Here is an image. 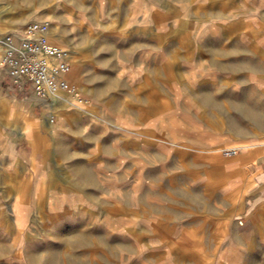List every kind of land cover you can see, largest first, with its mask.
<instances>
[{
  "label": "crops",
  "instance_id": "0c3cea01",
  "mask_svg": "<svg viewBox=\"0 0 264 264\" xmlns=\"http://www.w3.org/2000/svg\"><path fill=\"white\" fill-rule=\"evenodd\" d=\"M129 3L127 27H141L125 31H140L141 44L103 50L93 72L61 39L66 80L88 103L52 121L0 65V211L107 213L93 239L110 227L141 264H247L264 239V141L224 159L212 123L195 117L264 116V0Z\"/></svg>",
  "mask_w": 264,
  "mask_h": 264
},
{
  "label": "rangeland",
  "instance_id": "374dc122",
  "mask_svg": "<svg viewBox=\"0 0 264 264\" xmlns=\"http://www.w3.org/2000/svg\"><path fill=\"white\" fill-rule=\"evenodd\" d=\"M102 1L100 3V0H0V35L21 29L33 21H49L52 35L59 34L75 51L72 58L75 65L79 61L81 64L86 63L93 72L92 66L103 50L115 51L117 45L127 40H130L132 45H139L143 39L140 31L138 33L134 31L137 28L133 29L134 34L125 31L127 28L141 27L140 21L136 19L132 27H127L130 24L127 25L131 9L130 0ZM159 1L170 2L171 5L173 3V0ZM122 30L124 32L120 35L118 32ZM119 37L122 41L118 39ZM84 88L91 89L93 85L85 84ZM77 89L79 90L78 87ZM29 91L32 92L30 86ZM86 103L87 100L85 103L77 104ZM207 103L210 102L203 98L202 105ZM65 107L66 105L58 104L54 111H49L54 113L56 118L58 111ZM242 112L243 116L226 114L195 117L199 124H203L200 122L204 119L212 123L213 134L219 138L217 140L226 144L218 148L224 159L237 154L238 150H235V154H227L230 151L228 147L232 145L249 142L252 137H260L264 141V131L253 129L254 125L263 124L260 120L264 122V116L260 118V115H257L259 119L253 120L245 114L244 109ZM229 119V126L237 132L227 130ZM136 182L134 180V183ZM21 183L26 193L34 187L32 179H22ZM23 197L28 199L29 195ZM8 199L6 198L7 202ZM7 207L8 205L5 208ZM23 215L24 222L19 219L16 224L11 211H0V246L10 247L11 251L10 254L0 255V264H30L34 258L43 257H50L51 264H141V256L136 251L137 245L131 240L128 242L130 246H127L121 239L113 238L110 232L105 233L103 228L109 230L110 227L101 228L102 239H93L95 231L97 232L99 228L96 225L100 220H104L107 213L78 210L23 212ZM141 230L145 234V228ZM79 236L87 239H80ZM252 255L254 259L252 257L253 260L246 261L247 264H264V239L254 246ZM202 259L204 264H211L212 259Z\"/></svg>",
  "mask_w": 264,
  "mask_h": 264
},
{
  "label": "built area",
  "instance_id": "2783aa9c",
  "mask_svg": "<svg viewBox=\"0 0 264 264\" xmlns=\"http://www.w3.org/2000/svg\"><path fill=\"white\" fill-rule=\"evenodd\" d=\"M49 37L50 24L39 21L28 23L19 33L4 35L0 65L15 82L28 83L32 94L45 101L51 111L58 104L85 103L77 87L66 80L70 72V52L52 44ZM51 111L50 121L55 117ZM235 153L230 150L227 154Z\"/></svg>",
  "mask_w": 264,
  "mask_h": 264
},
{
  "label": "bare ground",
  "instance_id": "6f19581e",
  "mask_svg": "<svg viewBox=\"0 0 264 264\" xmlns=\"http://www.w3.org/2000/svg\"><path fill=\"white\" fill-rule=\"evenodd\" d=\"M37 20H40V19H37ZM43 22H48L49 21H43ZM55 32V31H54ZM53 39H51L52 43L56 44L57 46L65 49L62 44H61V37L59 36V34H54L53 36ZM55 42H54V41ZM1 42V41H0ZM60 44V45H59ZM71 51V55L73 56L74 54V50L70 49ZM2 52V51H1ZM71 56V57H72ZM241 107V106H240ZM249 108V107H248ZM243 109V108H242ZM244 111H245V114H247L248 117L252 118L253 120H258L259 117L257 116V114H254L253 112H250L248 110H246L244 108ZM263 123L262 125H264V122H261ZM248 147H251V145H249V143H241V144H235V145H232L230 147H228L229 150H237V149H245V148H248ZM219 150V149H218ZM221 151V150H220ZM238 159V158H237ZM14 217H15V221H16V224H17V221L20 219L22 222H24L25 220V217L23 215V211L22 212H12ZM2 224V223H1ZM80 239H87L85 237H78ZM17 242V241H16ZM17 250V249H16ZM10 247H2L0 246V255H2V253H6V254H10ZM1 257V256H0ZM50 257H43V258H39V259H33L30 261V264H51V261L49 260ZM42 261V263H41Z\"/></svg>",
  "mask_w": 264,
  "mask_h": 264
}]
</instances>
